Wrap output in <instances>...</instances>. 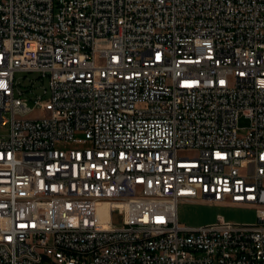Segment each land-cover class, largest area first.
I'll return each instance as SVG.
<instances>
[{
  "label": "built area",
  "instance_id": "built-area-1",
  "mask_svg": "<svg viewBox=\"0 0 264 264\" xmlns=\"http://www.w3.org/2000/svg\"><path fill=\"white\" fill-rule=\"evenodd\" d=\"M1 127L0 264H264V0H0Z\"/></svg>",
  "mask_w": 264,
  "mask_h": 264
},
{
  "label": "rangeland",
  "instance_id": "rangeland-1",
  "mask_svg": "<svg viewBox=\"0 0 264 264\" xmlns=\"http://www.w3.org/2000/svg\"><path fill=\"white\" fill-rule=\"evenodd\" d=\"M23 73H17L16 78L21 81ZM29 78L34 76L28 75ZM28 80H26L27 82ZM41 112L38 109H33L32 116H39ZM239 126L247 127L249 120L245 117L239 118ZM1 131L6 128L1 127ZM222 215L227 221L233 223H250L255 222L257 219L256 211L252 208L234 207L219 204H210L205 202H182L178 206V220L181 224L188 226H200L213 223ZM114 219L118 221V214H114Z\"/></svg>",
  "mask_w": 264,
  "mask_h": 264
},
{
  "label": "bare ground",
  "instance_id": "bare-ground-1",
  "mask_svg": "<svg viewBox=\"0 0 264 264\" xmlns=\"http://www.w3.org/2000/svg\"><path fill=\"white\" fill-rule=\"evenodd\" d=\"M102 213H105L104 211H102Z\"/></svg>",
  "mask_w": 264,
  "mask_h": 264
}]
</instances>
